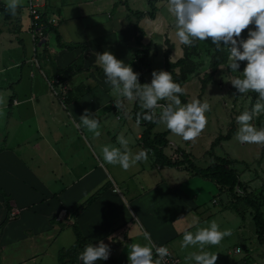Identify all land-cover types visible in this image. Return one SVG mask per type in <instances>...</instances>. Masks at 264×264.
Masks as SVG:
<instances>
[{
    "label": "crops",
    "instance_id": "crops-1",
    "mask_svg": "<svg viewBox=\"0 0 264 264\" xmlns=\"http://www.w3.org/2000/svg\"><path fill=\"white\" fill-rule=\"evenodd\" d=\"M26 1L21 0L15 15L6 10L7 0L0 3L6 11H0V37L8 34L0 39V69H4L0 71L1 264H57L58 253L75 242L74 223L94 246L97 241L107 244V260L115 264H128L130 244L145 243L144 231L156 245H167L180 264H189L185 256L199 249H181L183 232L206 227L217 220L218 213L224 217L227 210L219 198L227 204L226 196H219L213 183L184 168L155 166L150 153L146 161L127 171L104 163L100 153L102 145L118 147L116 137L122 132L133 153L144 149L143 126L132 117L134 101L119 98L117 103L118 97L95 63L96 53L109 51L130 65L139 49L125 6L118 0H44L43 13L56 20L54 27L62 41L85 47L82 53L58 48L55 39L50 45L51 33L36 46L29 33ZM122 1L130 7V0ZM163 4H157L153 20L144 18L151 28L143 29V44L153 39L158 52L154 39L164 30ZM81 54L84 71L62 80L67 101L62 103L51 94L48 81L55 69L66 68ZM85 109L100 121L99 136L74 126ZM176 143L169 140L171 152L179 147ZM184 147L193 156L190 144ZM3 194L9 200L8 209ZM219 203L220 211L213 213L210 205ZM216 223L233 234L231 220ZM228 238L218 248L226 246ZM218 248L215 264H255L250 260L251 249L246 259L230 262ZM204 250L212 253L211 246ZM77 263L82 264L79 259ZM257 263L261 264V258Z\"/></svg>",
    "mask_w": 264,
    "mask_h": 264
},
{
    "label": "clouds",
    "instance_id": "clouds-1",
    "mask_svg": "<svg viewBox=\"0 0 264 264\" xmlns=\"http://www.w3.org/2000/svg\"><path fill=\"white\" fill-rule=\"evenodd\" d=\"M20 3L21 0H7L6 10L15 15ZM166 8L174 18L173 26L179 44L192 47L197 40L204 42L210 38L214 50H227V68L238 73L230 79L231 85L240 95L256 93L251 108L235 116L238 125L236 140L241 144H264V127H256L252 123L256 117L264 115V0H166ZM245 29L246 35L242 37ZM241 61L246 63L243 71L238 72ZM95 63L102 70L105 83L118 97L117 103L120 102L119 98L135 101L144 110L136 114L137 125L141 119L163 124L171 134L189 142H194L205 129L210 105L196 98L182 103L180 97L184 95L185 89L173 80L170 72L153 70L150 82L141 84L139 73L109 51L96 53ZM157 109L160 110L158 114ZM79 121L74 125L76 128L83 127L94 136L100 135V121L95 114L85 109ZM116 141L118 147L101 146L104 163L118 165L127 171L148 159V150L140 149L133 153L128 148L129 140L123 132L117 135ZM141 235L145 243L130 244L128 264H163L170 254L168 247L157 246L147 231ZM230 235L231 229L221 230L215 220L206 227H197L195 232L185 230L181 249H199L185 256V260L189 264H215L217 254L204 249L206 246L219 245ZM109 254V246L97 241L95 246L85 245L78 259L82 264H96L97 261L107 260Z\"/></svg>",
    "mask_w": 264,
    "mask_h": 264
},
{
    "label": "trees",
    "instance_id": "trees-1",
    "mask_svg": "<svg viewBox=\"0 0 264 264\" xmlns=\"http://www.w3.org/2000/svg\"><path fill=\"white\" fill-rule=\"evenodd\" d=\"M118 1L125 6L127 11V20L131 29L136 33L134 40L139 49L133 53L130 65L136 68L137 73H139L138 80L141 84H143V75L149 68L148 59L151 58V51L155 49V47L152 49L150 44H143L145 33L144 30L138 25V22L144 18L153 20L158 11L157 4L162 1L166 2V0H145L148 7V11L146 12H133L126 1ZM0 11L6 13L5 9L1 6ZM132 18L135 19L134 22H132ZM249 27L252 26L250 25ZM47 28V33H51L54 36L58 48L66 49L68 51L80 49L82 53L84 52L85 47L81 45L63 42L54 26L48 24ZM246 32L247 29L243 30L241 36L244 37ZM199 42L200 41L197 40L195 45L192 47L184 46L182 56L173 62L170 60V55L174 50V45L170 43L169 40H165L166 49L163 52V66L167 72L171 73L173 80L180 83L183 88L189 77L195 74L199 68L197 58H199V56L202 54V51L199 48ZM214 49L208 52L209 72L204 74L200 79L201 86L200 93L198 95L200 100H202L207 86L214 80L219 70L222 67L227 68V50L224 48H221L220 50ZM134 61H136V63ZM245 63V61L240 62L241 71H243ZM83 64L84 60L83 55L81 54L77 60L72 62L66 68L55 69L53 76H59L61 80H69L84 71ZM249 95L251 96L250 109L251 105L255 103L256 93L249 92ZM180 98L182 103L188 102L185 93ZM64 102L66 103L67 101L64 100ZM161 103H163V101H161ZM142 111L144 110H142L138 103L134 101L132 117L135 121L136 114ZM253 123L256 127H264V115L256 117ZM139 124L143 126V132L140 138L141 145L144 149L151 150V155L153 156L155 166L161 168H184L194 176L210 181L217 187L219 196H226L227 204L223 207L234 210L238 215H241V212L236 207V204L238 201H243L244 204L251 210L257 244L264 246L263 191L259 192L258 195H255L253 192H247V186L241 183L238 171L235 169V166L238 164L237 161L230 158L218 157L215 155L214 151L215 148L220 147L222 143L229 141L233 135H235V132L237 131L235 117L231 118L227 132L224 135L219 134L211 143L209 150L205 153V155L209 157L210 162L208 166L204 168L198 167L195 163V158L180 147L175 148L171 153L167 154L165 150L169 146V140L167 139L169 131L167 130L162 133H153V129L158 123L144 121L141 119ZM262 152H264V144L262 147ZM237 190L241 191L242 194L239 195ZM3 199L5 206L8 209L9 200L4 194ZM3 227L4 223L0 225V230ZM72 228L75 235V242L69 249L62 250L58 253L57 264H78V254L83 250L85 245L91 244L83 237L76 223L73 224ZM96 264H115V262L112 260H104L97 261Z\"/></svg>",
    "mask_w": 264,
    "mask_h": 264
},
{
    "label": "rangeland",
    "instance_id": "rangeland-1",
    "mask_svg": "<svg viewBox=\"0 0 264 264\" xmlns=\"http://www.w3.org/2000/svg\"><path fill=\"white\" fill-rule=\"evenodd\" d=\"M162 3L166 2L162 1ZM129 4L134 10L148 11L145 0H130ZM163 5L165 8L161 10L160 13L161 18L163 19L162 22L165 24L164 30L160 33V36L154 39L159 47V52L153 39H146V42L151 40V48L153 49V47H155V49L151 51V58L148 59L149 68L143 75V84L150 82L153 70L166 71L163 66V52L166 49L165 40H169V42L174 45V51L170 58L171 61L178 60L183 53L184 46L179 44L178 39L175 36V28L173 26L174 18L167 12L166 4ZM0 24H3L2 21H0ZM139 26L145 31H150L151 28L150 24H148V19L146 21L144 19L141 20ZM0 27L2 26L0 25ZM7 37L8 34L5 33L0 39L2 40ZM52 41L54 42V36L51 35L49 39L50 45H53ZM199 48L202 51V54L197 58L199 68L195 74L189 77L184 85L185 95L188 102H191L193 98L199 99L198 95L201 86L200 79L204 74L209 72L208 52L213 50L215 46L210 43L209 38L204 42L200 41ZM237 71L242 72L240 68ZM236 75H238V73L229 72L226 67H222L214 80L207 86L202 101H206L210 105V109L206 113L208 122L201 135L194 142L184 141L179 136L173 134H171V137L169 138L170 141L178 142L176 144L184 149L185 144L188 146L189 143L191 147H189L188 151L190 150L193 152L192 154L198 167L204 168L209 164V157L206 156L205 153L209 150L211 143L219 134L224 135L227 132L231 118L250 107L251 96L249 95V92L240 95L230 83V79ZM253 122L254 120L252 123ZM166 130L167 129L163 124L158 123L154 132L158 133ZM262 147L263 144H241L236 140L235 135H233L229 141L222 143L220 147H217L214 150L215 155L218 157L230 158L237 161L238 164L235 166V169L238 171L241 183L247 186V192H253L255 195H258L261 191L264 193V152H262ZM165 152L167 154L171 152L169 146ZM219 202H222V205H226L225 198L220 197ZM236 207L240 210L241 215H238L230 208H223L227 210V212L224 214V217H220L222 216L218 213L220 211V203L216 206L210 205L212 212L218 213L217 220L215 221L227 218L234 223V232L229 236L226 246L221 244L223 251H221V248H218V245L211 246V251L212 253H217L218 248V251L222 252L228 261L237 262L244 258L246 259L244 255H246V251L251 249L252 254L250 260H254L255 264H258L257 262H259V258H261L262 264V258H264V246H260L256 242L251 210L243 201H238ZM249 242L254 244L250 246ZM236 248L239 249V252H235ZM248 256L250 257V255H247V257Z\"/></svg>",
    "mask_w": 264,
    "mask_h": 264
},
{
    "label": "built area",
    "instance_id": "built-area-1",
    "mask_svg": "<svg viewBox=\"0 0 264 264\" xmlns=\"http://www.w3.org/2000/svg\"><path fill=\"white\" fill-rule=\"evenodd\" d=\"M2 0H0L1 2ZM44 8V0H27L26 1V10L30 18V28L29 33L32 38V41L36 46L38 44H43V41L47 39V25L50 24L52 26H56L57 22L54 18L47 19L45 14L43 13ZM136 63V61H134ZM48 86L50 89V92L53 96L58 97L62 103H64V96L63 93L65 91V86L63 81L59 78V76H53L48 81ZM159 109L156 110L157 114L159 113ZM148 150V153H152L150 149ZM239 195L242 194L241 191L237 190ZM215 201H213V204ZM160 246V245H157ZM167 246V245H165ZM168 247V246H167ZM169 249V247H168ZM236 252H239L237 250ZM169 256L165 258L163 261V264H180L179 259L172 253V251L169 249ZM155 257V253H154Z\"/></svg>",
    "mask_w": 264,
    "mask_h": 264
}]
</instances>
